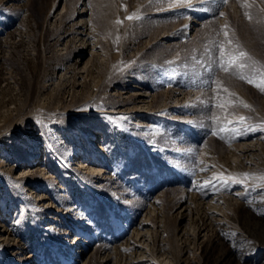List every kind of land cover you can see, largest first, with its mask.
Masks as SVG:
<instances>
[{"label": "rangeland", "instance_id": "1", "mask_svg": "<svg viewBox=\"0 0 264 264\" xmlns=\"http://www.w3.org/2000/svg\"><path fill=\"white\" fill-rule=\"evenodd\" d=\"M247 2L0 0V264H264Z\"/></svg>", "mask_w": 264, "mask_h": 264}, {"label": "snow or ice", "instance_id": "2", "mask_svg": "<svg viewBox=\"0 0 264 264\" xmlns=\"http://www.w3.org/2000/svg\"><path fill=\"white\" fill-rule=\"evenodd\" d=\"M178 2H182V3H188L190 5V0H178ZM225 2H227V0H225ZM241 2V6L242 7H248V2L247 0H240ZM126 9V6H125ZM221 15H223V13H221ZM246 16H248L249 19H251V15L249 13H245ZM141 17L139 15H137L136 13H133L131 15H129L127 17V19L132 20V19H140ZM116 23H122V21L118 20L116 21ZM227 25L224 26L225 29H227ZM225 37L228 36V32L225 31L224 32ZM228 44H231L232 41L229 39L227 41ZM219 48L222 52V54L220 55V57L218 58V66L220 68H222L225 72H228L231 68L235 67L238 69H244L245 67H248V65H246L245 63H242L240 61H242L244 58L248 57L249 54L246 51H239L237 54L235 55H231L228 52L224 51V45L223 44H219ZM241 78L247 79V81L249 83H255L257 87H260L262 91H264V74H261L260 77V82L257 83L256 81H254L253 79L249 78V77H243L241 76ZM247 107V105H245ZM244 117H241L240 120H244ZM244 175H249L248 173H245ZM207 183V182H206Z\"/></svg>", "mask_w": 264, "mask_h": 264}, {"label": "bare ground", "instance_id": "3", "mask_svg": "<svg viewBox=\"0 0 264 264\" xmlns=\"http://www.w3.org/2000/svg\"><path fill=\"white\" fill-rule=\"evenodd\" d=\"M81 17L82 16H85V10L84 11H81ZM87 19V18H86ZM84 25V24H83ZM86 25V24H85ZM88 30V29H87ZM86 31V30H85ZM89 31V30H88ZM88 31H87V33H88ZM76 32V31H75ZM137 88V87H136ZM143 94V93H142ZM141 98V97H140ZM142 99V98H141ZM50 158V157H49ZM53 159V158H52ZM76 160V159H75ZM32 163V162H31ZM38 163V162H37ZM36 163V164H37ZM84 163V162H83ZM78 164V163H77ZM85 167L86 166H88L87 164L86 165H84ZM79 168V167H78ZM100 169H102V168H100ZM86 171V170H85ZM25 172H27V171H25ZM82 172V171H81ZM84 172V171H83ZM91 173H92V171H90ZM41 173V172H40ZM40 173H38L36 170H34V171H32V172H30V173H22L21 175H19L18 176V178L19 179H17V182H21V181H23V180H25V179H27L29 176L30 177H35V176H37V175H40ZM87 173V172H86ZM90 173V174H91ZM95 173H96V171H95ZM94 173V174H95ZM104 174L105 173H103V176H104ZM86 175V174H85ZM91 176H92V174H91ZM91 178V177H90ZM104 178V177H103ZM106 179V178H105ZM28 181V180H27ZM32 181V180H31ZM85 182V181H84ZM24 183V182H23ZM32 183V182H31ZM17 184V183H16ZM18 184H20V183H18ZM17 184V186H19ZM25 184V183H24ZM16 185L15 186H13V188H14V190L15 189H19L18 187H17ZM26 190V189H25ZM16 191V190H15ZM26 193V192H25ZM39 195V194H38ZM45 196V195H44ZM3 206V205H2ZM74 213V212H73ZM71 216V215H70ZM74 216V215H73ZM5 218V217H4ZM4 218H3V209H2V207H1V204H0V236H4V234H5V232H8L10 229H9V227H8V222H6L5 220H4ZM13 218V217H12ZM10 236V235H9ZM8 237V236H7ZM3 238V237H2ZM5 239H7L6 237H5ZM8 242V241H7Z\"/></svg>", "mask_w": 264, "mask_h": 264}]
</instances>
